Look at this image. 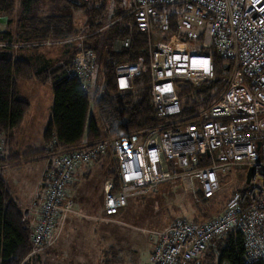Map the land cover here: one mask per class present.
<instances>
[{"label": "built area", "instance_id": "1", "mask_svg": "<svg viewBox=\"0 0 264 264\" xmlns=\"http://www.w3.org/2000/svg\"><path fill=\"white\" fill-rule=\"evenodd\" d=\"M124 17H133L147 44L138 61L116 66L117 89L131 91L133 79L148 74L151 106L165 121L55 158L30 255L45 249L72 212L66 190L77 168L110 155L116 175L104 187L107 217L167 181L184 179L187 189L195 182L208 201L221 191L222 174L245 173V189L232 194L219 216L204 224L179 219L158 233L153 264H192L231 230L243 238L246 264L264 261V0H133ZM154 31L164 39L153 42ZM86 38L74 40L81 46ZM130 44L129 38L117 39L112 49L120 52ZM215 58L230 71L219 98L190 120L170 119L181 111L179 84L196 91L214 80ZM67 74L88 91L96 75L95 53L88 49L75 56Z\"/></svg>", "mask_w": 264, "mask_h": 264}, {"label": "rangeland", "instance_id": "2", "mask_svg": "<svg viewBox=\"0 0 264 264\" xmlns=\"http://www.w3.org/2000/svg\"><path fill=\"white\" fill-rule=\"evenodd\" d=\"M2 1H6V4H2ZM132 3L133 0H107L104 27L112 24L113 19L111 18L115 13H128ZM56 14L64 15L69 18L70 23L72 22L77 34L74 36L75 33H73L70 35L71 38L78 39L86 34L88 17L85 16L84 11H76L66 0H0V17H8L6 27L0 26V33L7 29L10 30L13 41L16 43L12 50L14 55L31 63L34 69L47 65L48 69L53 70L69 59L66 53L71 50L72 45L64 44L69 40L57 41L51 35H43L42 31L35 30L36 27L34 28V23L31 22L34 17L42 18ZM123 18L126 19L122 17L121 20ZM34 33L38 36V42H34ZM164 37L165 35L159 31H154L152 34V40L155 43L163 40ZM2 49L4 48L0 46V51ZM101 58V56H96V75L91 83L92 87L88 90L90 93L89 117L94 119L100 128L102 137L99 141L129 134L122 133L113 137L104 135L94 97L95 89L99 87L101 90L104 84L103 59ZM18 86L20 99L29 103V110L22 125L17 129L16 151L19 152L16 153L17 156L10 154L11 146H8L6 138L0 139V156L7 160H4L5 162L0 166L2 170L7 164L11 166L7 171L5 170L4 176L20 209L29 212V219L35 227L46 198L42 193V185L44 181L47 182V179L44 178V181L42 179L51 171L54 159L71 150L53 152L49 146H45L43 141L44 133L50 123L48 111L50 112L54 104L52 86L40 81L37 84L27 80L19 81ZM193 92L194 90L189 88V93ZM176 119L173 120L176 121ZM44 149L47 152L43 151ZM10 158L17 159V164L10 165L15 161ZM110 159L107 160L110 163L105 162L102 171L116 170L111 157ZM93 163L95 165V162ZM102 171L96 169L89 181L76 184L77 189L74 186L68 187V198L74 200V196L79 197L90 205L88 207L96 209L100 214L102 209L101 206H97V196L101 193L98 181L103 177ZM244 177L243 172L222 174L220 176L221 191L208 201L201 197L195 182L191 188L187 189V181L184 179L164 182L143 196L130 198L127 208L119 219L108 222L118 226L113 225L112 229L108 227L104 229V236L107 233L111 234L109 242L104 239L103 243L96 245V248L91 247V241L87 238V233L95 229V225L87 224V222L75 228L78 232L66 234V241L65 237L63 238L66 233V228H64L66 219L74 213H82L79 212L82 206L75 204L72 207L71 205L72 212L54 230L52 239L45 249L28 256V259L35 256L34 259L39 258L41 264H153L150 255L158 233L179 219L204 224L216 218L224 210L232 194L245 189ZM45 187L47 194V185ZM94 205L95 207H92ZM88 212L94 214V211L88 210ZM85 216L94 218L91 215ZM80 220L83 221V219ZM192 264H218V254L214 250L210 251L209 248L196 263Z\"/></svg>", "mask_w": 264, "mask_h": 264}, {"label": "trees", "instance_id": "3", "mask_svg": "<svg viewBox=\"0 0 264 264\" xmlns=\"http://www.w3.org/2000/svg\"><path fill=\"white\" fill-rule=\"evenodd\" d=\"M79 1L80 5L70 2L69 4L76 11H84L85 16L88 17L86 24L88 29L84 34L87 38L81 46H79L81 42L70 37L75 31L68 17L56 14L31 19L34 28L36 27L35 30L42 31L43 35H51L57 41L73 40L64 43L72 45V51H67L69 59L56 69L50 70L47 65L34 69L31 63L14 55L12 46L16 43L12 35L8 32L0 33V42L8 46L0 51V139L6 138L8 146H11L9 152L13 156H17V129L22 125L29 110V103L19 97L18 83L22 80L35 79L52 86L54 95L52 119L43 137L45 146H49L51 151L73 150L84 141L90 146L100 140L102 137L100 128L95 120L89 117L90 93L84 90L78 79L70 78L67 74L73 58L88 49L96 56H101V60L103 59L104 84L101 90L99 87L95 89L94 97L105 136L137 133L152 129L165 121L157 117L151 106L148 74L133 79L131 91L120 92L116 85V66L124 62L134 63L144 55L147 44L146 34L136 29L133 17L120 20L127 12L115 13L111 18L112 24L104 27L107 0H90L87 3ZM2 4L5 5L6 1H2ZM76 34L77 32L74 36ZM125 38L130 39V47L115 52L112 49L113 42ZM37 39L38 36L34 33V42H38ZM214 61V80L204 82L192 94L189 93L190 87L187 84H179L181 111L170 119L190 120L219 98L226 87L230 71L226 63L217 58ZM43 151L47 152L46 149ZM4 160L3 156H0V165L7 161ZM10 160L15 159L10 158ZM1 166L0 264H41L38 258L41 255L37 256L38 259H34L35 256L28 259L33 247L31 236L34 226L29 215L26 216L16 202ZM115 175L116 170L110 173L111 178ZM115 184L118 182L116 181ZM209 248L210 251L217 252L218 264H246L244 241L236 230H231L224 237L213 240L207 251ZM255 264H264V261Z\"/></svg>", "mask_w": 264, "mask_h": 264}, {"label": "crops", "instance_id": "4", "mask_svg": "<svg viewBox=\"0 0 264 264\" xmlns=\"http://www.w3.org/2000/svg\"><path fill=\"white\" fill-rule=\"evenodd\" d=\"M1 32L2 33L8 32V33L11 34V32H10L9 29H7L6 31L5 30L4 31H1ZM27 81H33V82H35V83L38 84V81H36V80H27ZM18 85H19V83H18ZM49 85H51V84H49ZM18 88H19V86H18ZM51 110H52V107L50 109V112L48 111V121L49 122L52 119ZM85 146H87L86 141H84L80 146H78V147H76L74 149L82 148V147H85ZM110 157L111 156L108 155L106 157H103V158L99 159L98 161H95V165L93 163V164H90V165H81L80 167H78L77 170L75 171V173L73 174V176H72L69 184L67 185V190H68V187H71V186H74V188L77 189L76 188L77 187L76 184L82 183L83 181H85V182L86 181H89L91 179V177L94 175L96 169H99V171H102L103 170L102 167L104 166L105 162H107V164L110 163V162L107 161V160H111ZM111 162H113V161H111ZM13 164H17V159L15 161H13L12 163H10V165H13ZM113 164H115V163L113 162ZM10 167L11 166H9V164H7L6 166H4V168H3V174L4 175H5V172ZM106 167L108 168V165ZM112 171L113 170H111V171H108V170L107 171H102L104 173L103 174V177H101V179H99V181H98V186H99V189L101 188V191H100L101 193H100V195L97 196L98 197L97 198V206H101V209H102V212H101L102 214L100 213L101 215L98 214V212L96 211V209H93V208L88 207L90 205H88V203H86L85 200L80 199L79 197L76 198L75 196H74V200L73 199H70V197L68 198V196H67V190H66V200H65V202H68L69 201L71 203L72 207H74L75 204H77L78 206H82L83 208L80 211L76 209V211L82 212V213H80L81 215L80 214H77V213L76 214L74 213V214L70 215L68 217V219H66V223L64 224V228H66V233H64L63 238L68 233H73L74 231L75 232H78V230H75V228L79 224H82L84 222H87V224H93V225H95V229L91 230L90 233L89 232L87 233L88 234L87 238L90 239V241H91V247L94 246L96 248L97 247L96 245H99V244L103 243L104 239H106L109 242V239H110L109 236H111V234L109 235L107 233V235L104 236V234H103L104 229L107 228V227L110 228V229H112L113 228V225H115V224L114 223L113 224H109L108 222H110V221L113 222L115 220H118L119 217L124 212V210H123L118 215H116L114 217H107L105 215V210H104V187H105L106 183L111 179L110 173ZM46 176L43 177V179H42L43 181H44V178H46ZM45 185H46V182L44 181V184L42 185V188H43L42 193L44 194V196H46V187H45ZM92 207H95V205L92 206ZM88 210L94 211V214H92V212H88ZM28 215H29V212H28ZM85 215H91L94 218H87L88 216L86 217ZM80 219H83V221H81ZM115 226H118V225H115ZM66 237H67V235H66ZM66 237H65V241H66ZM63 238H62V240H63ZM116 240H117V238H116ZM116 240H115V242H116ZM111 241H113V240H111Z\"/></svg>", "mask_w": 264, "mask_h": 264}, {"label": "water", "instance_id": "5", "mask_svg": "<svg viewBox=\"0 0 264 264\" xmlns=\"http://www.w3.org/2000/svg\"><path fill=\"white\" fill-rule=\"evenodd\" d=\"M69 2L75 5H80L79 0H69ZM7 23H8V17L6 16L0 17V26L6 27ZM250 176H251V171H249V174H248V182H249ZM25 215H28V211L25 212Z\"/></svg>", "mask_w": 264, "mask_h": 264}]
</instances>
